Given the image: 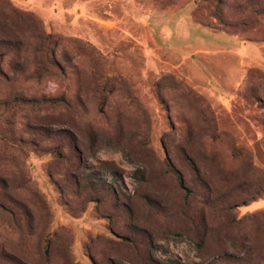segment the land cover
<instances>
[{"label": "rangeland", "instance_id": "obj_1", "mask_svg": "<svg viewBox=\"0 0 264 264\" xmlns=\"http://www.w3.org/2000/svg\"><path fill=\"white\" fill-rule=\"evenodd\" d=\"M0 264H264V0H0Z\"/></svg>", "mask_w": 264, "mask_h": 264}, {"label": "trees", "instance_id": "obj_2", "mask_svg": "<svg viewBox=\"0 0 264 264\" xmlns=\"http://www.w3.org/2000/svg\"><path fill=\"white\" fill-rule=\"evenodd\" d=\"M177 172H178V171H177ZM177 177H178V180H179L181 186H182V187H185V182H184L183 175H182L180 172H178V173H177Z\"/></svg>", "mask_w": 264, "mask_h": 264}]
</instances>
